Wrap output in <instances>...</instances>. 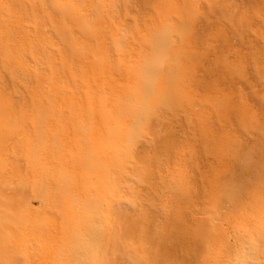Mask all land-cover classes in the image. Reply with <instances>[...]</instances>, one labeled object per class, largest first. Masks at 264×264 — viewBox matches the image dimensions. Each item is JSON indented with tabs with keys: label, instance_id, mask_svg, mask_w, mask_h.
<instances>
[{
	"label": "rangeland",
	"instance_id": "1",
	"mask_svg": "<svg viewBox=\"0 0 264 264\" xmlns=\"http://www.w3.org/2000/svg\"><path fill=\"white\" fill-rule=\"evenodd\" d=\"M248 258L264 0H0V264Z\"/></svg>",
	"mask_w": 264,
	"mask_h": 264
},
{
	"label": "bare ground",
	"instance_id": "2",
	"mask_svg": "<svg viewBox=\"0 0 264 264\" xmlns=\"http://www.w3.org/2000/svg\"><path fill=\"white\" fill-rule=\"evenodd\" d=\"M152 133V132H151ZM113 183L109 184L108 187H107V191H106V195L108 197H113L116 195V186L114 187L112 185ZM88 194H84L82 196H78L80 198V202L77 203L78 206H80L79 209H75V213L74 215L76 216H81L84 217V218H87L89 216V214H91V208H90V204L88 202V197L85 198V196H87ZM81 204V205H79ZM76 204H73L72 206H75L77 207ZM102 210H105L103 207H102ZM120 242L117 243V246L119 248ZM262 262V263H261ZM256 263H260V264H264V259L262 261H256L255 259H252V258H248L245 262H243L242 264H256ZM226 264H234L232 263L231 261H229L228 263Z\"/></svg>",
	"mask_w": 264,
	"mask_h": 264
}]
</instances>
